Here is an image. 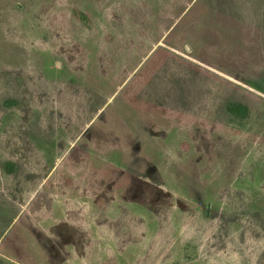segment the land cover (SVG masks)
Wrapping results in <instances>:
<instances>
[{
    "label": "rangeland",
    "instance_id": "374dc122",
    "mask_svg": "<svg viewBox=\"0 0 264 264\" xmlns=\"http://www.w3.org/2000/svg\"><path fill=\"white\" fill-rule=\"evenodd\" d=\"M0 264H264V0H0Z\"/></svg>",
    "mask_w": 264,
    "mask_h": 264
},
{
    "label": "trees",
    "instance_id": "16d2710c",
    "mask_svg": "<svg viewBox=\"0 0 264 264\" xmlns=\"http://www.w3.org/2000/svg\"><path fill=\"white\" fill-rule=\"evenodd\" d=\"M241 109H242V108L238 106V107H235V108L231 107L229 110H230L231 112H235V113H236V112H242ZM10 166H11V165H10Z\"/></svg>",
    "mask_w": 264,
    "mask_h": 264
}]
</instances>
